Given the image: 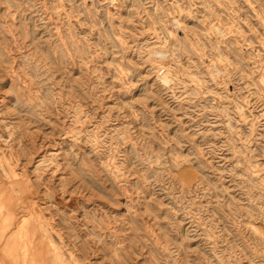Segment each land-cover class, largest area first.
<instances>
[{
	"label": "rangeland",
	"instance_id": "rangeland-1",
	"mask_svg": "<svg viewBox=\"0 0 264 264\" xmlns=\"http://www.w3.org/2000/svg\"><path fill=\"white\" fill-rule=\"evenodd\" d=\"M0 264H264V0H0Z\"/></svg>",
	"mask_w": 264,
	"mask_h": 264
},
{
	"label": "bare ground",
	"instance_id": "bare-ground-1",
	"mask_svg": "<svg viewBox=\"0 0 264 264\" xmlns=\"http://www.w3.org/2000/svg\"><path fill=\"white\" fill-rule=\"evenodd\" d=\"M18 122V121H17ZM38 153V152H37ZM34 159V158H33ZM9 160V159H8ZM22 164V163H21ZM32 202V201H31ZM30 205H32L31 203H30ZM36 208V207H35ZM26 220V219H25ZM27 221V220H26Z\"/></svg>",
	"mask_w": 264,
	"mask_h": 264
}]
</instances>
